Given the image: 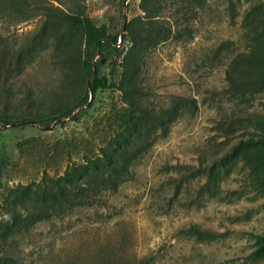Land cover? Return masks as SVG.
<instances>
[{"label": "rangeland", "instance_id": "obj_1", "mask_svg": "<svg viewBox=\"0 0 264 264\" xmlns=\"http://www.w3.org/2000/svg\"><path fill=\"white\" fill-rule=\"evenodd\" d=\"M26 1L32 8L38 0ZM49 2L43 0L45 5ZM200 3L196 15L189 16L191 22L180 23L178 40L170 37L144 52L140 77L156 110L168 103L169 95L188 99L194 108L164 137L158 128L150 129L142 159L130 166L116 192H102L91 206L44 215L32 191L42 186L44 177H59L70 165L81 163L85 154L97 155L114 128L112 114L120 105L117 92H97L89 97L90 106L47 130L33 122L0 129V222L40 217L7 240L3 249L12 264H263L250 256L254 236L264 234L263 176L254 177L238 162L218 188L204 192L202 172L238 139L251 134L250 124H243L226 139L216 129L220 119L231 111L245 119L264 115V93L251 101L224 97L225 65L212 58L225 41L242 46V16L250 5H264V0H233L232 13L225 0ZM150 5L158 15L157 25L168 28L176 13L173 2L152 0ZM82 6L111 34L144 15L140 0H86ZM41 24L36 16L1 17L0 34L9 44L20 43ZM107 56L101 73L117 81L121 53ZM62 66L49 52H41L19 74L0 72V80H7L3 87L0 82V105L30 118L28 113L65 98L68 72ZM191 226L224 236L199 242L182 233Z\"/></svg>", "mask_w": 264, "mask_h": 264}, {"label": "trees", "instance_id": "obj_2", "mask_svg": "<svg viewBox=\"0 0 264 264\" xmlns=\"http://www.w3.org/2000/svg\"><path fill=\"white\" fill-rule=\"evenodd\" d=\"M85 1L52 0L45 5L43 0H38L30 8L26 0H3L0 6V18L36 16L42 23L37 31L20 43L9 44L0 34V72L19 74L41 52H49L56 65H63L68 72L65 75L67 96L49 102L43 110L40 108L36 113H28L30 118L18 117L8 105H0V129L33 122L47 130L55 122L63 123L64 119L74 118L90 106L89 97H95L99 91L112 90L119 98L120 105L111 118L114 124L111 137L98 148L97 155L90 157L85 154L81 163L70 165L59 177H44L42 186L32 191L41 203L44 215L49 212L63 214L74 208L91 206L102 192H116L125 183L130 166L142 159L148 133L158 128L164 137V132L174 122L194 108L188 99L169 95L168 103L156 110L140 86V77L144 52L171 38L178 40L180 23L191 22L189 16L196 15V8L202 6L201 0H168L176 6L175 17L171 19L172 25L168 20V28L157 25L154 20L158 15L150 5L152 0H140L144 15L131 18L115 34L108 32L105 25L95 24L85 14L82 6ZM225 1L230 13L234 12L233 0ZM230 18L234 19L232 14ZM240 28L242 46L225 41L212 56L217 63L224 62V97L229 101H251L264 93V5H250L242 16ZM189 31L184 29V32ZM118 51L121 53L118 62L120 72L117 81H113L110 74L101 73V68L107 62V55ZM0 82L2 87L7 84L6 79ZM74 112L77 113L72 115ZM243 124H250V136L238 139L223 155L212 161L206 172H202L206 178L202 187L204 192L218 188L228 169L238 162L249 167L254 177L264 178V115L245 119L231 111L219 120L216 129L227 139ZM39 220L37 215L22 219L13 217L10 222H0V264H12L3 249L7 240L28 230ZM182 233L199 242H212L224 236L222 233L203 231L197 226L184 229ZM254 238L255 247L250 256L264 264V234Z\"/></svg>", "mask_w": 264, "mask_h": 264}, {"label": "built area", "instance_id": "obj_3", "mask_svg": "<svg viewBox=\"0 0 264 264\" xmlns=\"http://www.w3.org/2000/svg\"><path fill=\"white\" fill-rule=\"evenodd\" d=\"M120 43V39H118V41H117V44H119Z\"/></svg>", "mask_w": 264, "mask_h": 264}]
</instances>
